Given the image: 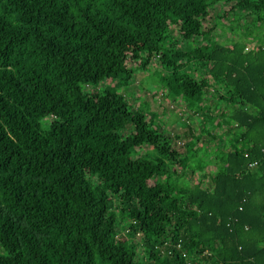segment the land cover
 I'll return each instance as SVG.
<instances>
[{
  "label": "trees",
  "instance_id": "trees-1",
  "mask_svg": "<svg viewBox=\"0 0 264 264\" xmlns=\"http://www.w3.org/2000/svg\"><path fill=\"white\" fill-rule=\"evenodd\" d=\"M130 61L200 116L184 154L83 91ZM0 264H264V0H0Z\"/></svg>",
  "mask_w": 264,
  "mask_h": 264
},
{
  "label": "rangeland",
  "instance_id": "rangeland-1",
  "mask_svg": "<svg viewBox=\"0 0 264 264\" xmlns=\"http://www.w3.org/2000/svg\"><path fill=\"white\" fill-rule=\"evenodd\" d=\"M223 9V6H217L214 10L211 11V15H214L219 9ZM207 27H211L214 24L213 18L207 19ZM242 26V22L239 27ZM236 29H239L235 26ZM221 28V27H220ZM220 28L216 29L214 34L220 36L221 30ZM222 36H220V40H226V38H230V30L225 28L223 30ZM169 41H167L163 47L168 46ZM196 43L191 41L189 43H183V46H194ZM139 62H128V66L135 68V72L132 74L131 79L125 81L120 77L118 80H114L111 83H101L98 85L89 84L83 85V91L87 94L92 92H100L102 93L105 87L107 86L111 90H116L118 93L123 94L130 103L132 108L142 109L146 115L150 118H154V127L158 128L160 132H163L165 135L173 136L174 145H176L177 150L184 154L185 147L182 142L187 143L190 135V127L191 130H195L197 134L200 133V125L198 122L200 121V116H193L188 112L187 106L181 98L174 99L172 96L168 94L169 90L164 87L165 82L163 77L169 74V70L161 68V66L156 61H152L150 65H148L145 69H142L138 66ZM120 82V83H119ZM213 92L211 91L210 94ZM211 106L217 103L210 98ZM133 110V109H132ZM215 113H218L217 110H213ZM156 114V115H153ZM194 120L191 124L188 121ZM189 119V120H188ZM191 125V126H190ZM190 126V127H189ZM208 128H212L210 123L207 124ZM132 125H127V127L120 131V134L127 135L132 130ZM213 131H216L217 134H220L221 129L214 126ZM194 132V134L196 133ZM178 135V137H176ZM211 139L208 136L202 138L201 141ZM204 143L208 145V147H204L201 153H204V149L207 148L209 151L212 147H209V143ZM213 144V143H212ZM146 151H150L148 146H143L142 149L138 150V153H145ZM151 153H157L156 151H152ZM151 156H154V155ZM125 227H127V223L123 222L121 225V229L124 231ZM137 237H133L136 240ZM142 247L137 248L138 252V260L142 261ZM145 260V259H144Z\"/></svg>",
  "mask_w": 264,
  "mask_h": 264
}]
</instances>
